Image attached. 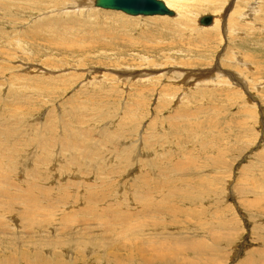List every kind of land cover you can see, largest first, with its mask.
<instances>
[{
  "label": "rangeland",
  "instance_id": "obj_1",
  "mask_svg": "<svg viewBox=\"0 0 264 264\" xmlns=\"http://www.w3.org/2000/svg\"><path fill=\"white\" fill-rule=\"evenodd\" d=\"M239 4L250 16L215 31L203 8L186 28L177 11L0 0V264H114L66 245L89 237L126 264L216 244L214 264L264 262V0L223 11Z\"/></svg>",
  "mask_w": 264,
  "mask_h": 264
},
{
  "label": "bare ground",
  "instance_id": "obj_2",
  "mask_svg": "<svg viewBox=\"0 0 264 264\" xmlns=\"http://www.w3.org/2000/svg\"><path fill=\"white\" fill-rule=\"evenodd\" d=\"M165 2H166V4L170 7V8H172L173 10H175V11H177V18L175 19V20H177V22L179 23H181V25L183 26V27H186V28H188V27H191V22L192 21H194V16L197 14L196 13V11L198 10V9H200V8H203V9H205V10H211V11H214V12H216V16H214L213 15V22H212V24H210V25H208V26H211V25H213V27L212 28H214V30L216 31H219V29L222 27V25H223V28H224V26H226V22H224V20H225V17H226V15H228V14H230L229 15V18H228V20H227V25L228 24H230V25H234V22H235V17H237L238 18V16H239V18H242V20L244 19V17H246V18H248L250 15L246 12V13H243L244 12V8L242 7V5H237V7H235V10H233L232 11V13H230V12H228L229 10H230V8H231V5L230 6H228L226 9V11L224 12L223 11V8H224V6H225V4L227 3V1L228 0H164ZM244 2H247L248 0H243ZM90 2V1H89ZM87 3V4H89L90 5V3ZM93 2H94V0H93ZM193 2H195V3H193ZM95 6V5H94ZM96 7V6H95ZM4 10H5V8H8V6H5V7H2ZM89 8V7H88ZM258 10V9H257ZM246 11V10H245ZM260 11V10H259ZM251 12V11H250ZM249 12V13H250ZM256 12V11H255ZM258 13V12H257ZM252 14V13H251ZM178 15H179V17H178ZM205 15V14H204ZM242 15V16H241ZM115 16L117 17V19H119V20H122V17H124V16H122L121 14H120V12H117V13H115ZM134 16V15H133ZM157 16H160V15H157ZM203 16V15H202ZM202 16H200L199 17V19L202 17ZM252 16V15H251ZM129 18H130V20L131 21H128V22H126V23H129V24H133V25H135L134 23H135V21H132V20H135L133 17H130V16H128ZM174 17H176V15L175 16H173L172 18H174ZM256 17V16H255ZM165 18H167V17H165ZM238 18V19H239ZM253 18V17H252ZM164 20H170V19H164ZM249 22V21H248ZM198 23H199V20H198ZM240 23H241V21H240ZM250 23H251V21H250ZM253 23H254V20H253ZM257 23V22H256ZM237 24H238V22H237ZM236 24V25H237ZM199 25L202 27V29H203V27H207V26H203V25H201L200 23H199ZM256 25V24H255ZM229 26V25H228ZM238 26H239V24H238ZM201 29V30H202ZM230 29V28H229ZM228 29V30H229ZM227 30V31H228ZM225 31V30H224ZM230 32H231V29H230ZM235 32V31H234ZM236 33V32H235ZM181 70V69H180ZM154 70H152V72H153ZM147 73V72H146ZM201 74V73H200ZM182 75H184V74H182ZM205 75V74H204ZM138 76V75H137ZM190 76V75H189ZM181 78V77H180ZM201 78H203V76L201 77ZM184 79V78H183ZM187 79V78H186ZM185 81V80H184ZM186 82V81H185ZM205 84V83H204ZM186 88V87H185ZM29 139V138H28ZM36 144V143H35ZM27 145V144H26ZM129 146H130V144H129ZM129 146H127V148L129 147ZM140 146V145H139ZM25 147H27V146H25ZM131 147V146H130ZM129 147V149H131ZM30 148V147H29ZM38 148V147H37ZM54 148V147H53ZM125 148V147H124ZM31 149V148H30ZM36 149V148H35ZM59 149V148H58ZM32 150V149H31ZM57 150V149H56ZM9 151V150H8ZM27 151V150H26ZM30 151V150H29ZM36 151H37V149H36ZM10 152V151H9ZM11 152H15L14 151V149H11ZM132 152V151H131ZM140 152V151H139ZM5 153V152H4ZM27 153V152H26ZM31 153V152H30ZM3 154V153H2ZM71 154V153H70ZM26 155V154H25ZM32 156V155H31ZM34 156V155H33ZM137 156V155H136ZM49 157V156H48ZM13 159V158H12ZM24 159V158H23ZM30 159V158H29ZM14 160V159H13ZM32 160V159H31ZM72 161V160H71ZM31 161H29V163H30ZM16 163V162H15ZM31 164V163H30ZM56 164V163H55ZM69 164H71V162L69 163ZM27 165V164H26ZM6 166H10V167H13V166H15V164H13V163H10L9 165L8 164H6ZM24 166V165H23ZM24 168H25V166H24ZM104 169V168H103ZM1 170V169H0ZM14 171V170H13ZM82 185V184H81ZM102 185V184H101ZM81 187H83V185L81 186ZM104 187V186H103ZM132 187V186H131ZM143 188V187H142ZM92 194V193H91ZM149 194V193H148ZM171 195V194H170ZM92 199V198H91ZM90 199V200H91ZM167 199V198H166ZM89 202H93L92 200L91 201H89ZM137 202V201H136ZM140 202V201H139ZM148 202V201H147ZM122 203V202H121ZM145 204H147V203H145ZM144 204V205H145ZM65 205V204H64ZM73 205V204H72ZM150 205V204H149ZM118 207V206H117ZM145 208H150V206H147V207H145ZM116 209V208H115ZM157 209V208H156ZM31 210V209H30ZM119 210V209H118ZM143 210V209H142ZM55 211H57V210H55ZM33 212H41V210L39 209V208H37L36 210H34ZM54 212V211H53ZM114 212H115V210H114ZM166 212H167V217H169V219H171V218H174V215H175V211H172V212H169V210L167 211L166 210ZM42 213H44V212H42ZM50 213V212H49ZM49 213H48V215H49ZM121 213V212H120ZM153 213V212H152ZM155 213H157V214H161V210H158L157 209V212H155ZM2 214V213H1ZM0 214V215H1ZM127 214H130V213H127ZM126 214V215H127ZM6 215V214H5ZM33 215V214H32ZM37 215V214H36ZM58 215V214H57ZM56 214L54 215V216H57ZM131 215V214H130ZM136 215V214H135ZM52 216V215H51ZM121 216V215H120ZM128 216V215H127ZM48 217V216H47ZM123 217V216H122ZM130 217H132V215L130 216ZM125 218V217H124ZM136 218V217H135ZM34 219H35V217H34ZM141 220V219H140ZM145 220V219H144ZM144 220H141V221H143L144 222ZM113 221V220H112ZM130 221H131V219H130ZM109 222V221H108ZM124 222V221H123ZM112 223V222H111ZM126 223V222H125ZM178 223V222H177ZM107 224V223H106ZM144 224H145V222H144ZM128 225H130V224H127V226ZM134 225V224H133ZM149 225H151V224H149ZM153 226H155V225H152V229L155 231V235H156V232L157 233H160V232H162L166 227L165 226H161L160 227V225H158V228L157 227H153ZM68 228V227H67ZM132 228V227H131ZM138 228V227H137ZM65 229H66V227H65ZM129 229H130V227H129ZM129 229H128V231H129ZM200 229V228H199ZM135 230V229H134ZM138 230V229H137ZM140 230V229H139ZM142 230V229H141ZM201 230V229H200ZM116 231V230H115ZM132 231V230H131ZM153 231V232H154ZM202 231V230H201ZM69 232V231H68ZM124 232V231H123ZM136 232V231H135ZM125 233V232H124ZM123 233V234H124ZM129 233V232H128ZM202 233H206V231L205 230H203L202 231ZM122 233H121V235H123ZM133 234H135L134 233V231H133ZM115 235V234H114ZM125 235V234H124ZM129 235H130V233H129ZM136 235H137V233H136ZM142 235V234H141ZM166 235V234H165ZM170 235V234H169ZM204 235V234H203ZM82 236H84V235H81V237ZM91 236V235H90ZM127 236V235H126ZM140 236V235H139ZM146 236V235H145ZM209 236H214L213 234H210ZM208 236V237H209ZM217 236V235H216ZM52 237V236H51ZM130 237V236H129ZM133 237H134V235H133ZM138 237V236H137ZM141 237V236H140ZM170 237V236H169ZM218 237V236H217ZM54 238V237H53ZM67 238V237H66ZM132 238V237H131ZM130 238V239H131ZM136 238V237H135ZM139 238V237H138ZM88 239V238H87ZM153 239V238H152ZM157 239V238H156ZM161 239V238H160ZM159 239V240H160ZM219 238H217V240H218ZM221 239V238H220ZM62 240V239H61ZM82 240H84V242H82ZM115 240V239H114ZM129 240V239H128ZM135 240V239H134ZM66 240H64V242H65ZM74 241V240H73ZM111 241V240H110ZM118 241V240H117ZM214 241H216V240H214ZM49 242V241H48ZM68 242V241H67ZM66 242V243H67ZM113 243V244H112ZM119 244H120V241L118 242ZM137 243V242H136ZM141 243V242H140ZM54 244H56L57 246L58 245H62L63 243H60L59 241H57L56 243H53V245ZM114 244H115V246H116V243H114V242H109V241H106V240H104V239H101V238H98V237H89V239L88 240H86L85 238L84 239H80V240H78V239H76V242H71V243H68V244H66V245H70L69 247H70V251H73L74 249H77V250H81V251H83V252H85V253H83V255L81 254V256L83 257V259L84 260H91L93 263H95L93 260H95V259H97L98 261H101L102 262V260H103V262L105 261V263L106 262H109V263H111V262H114V264H126V262L125 261H127V260H129L130 259V256H129V254H128V256L126 257V258H124V257H121V256H119L117 253H116V251H114L115 250V248H114ZM121 244H122V242H121ZM143 244V243H142ZM153 244V243H152ZM164 244V243H163ZM166 244V243H165ZM195 244V243H194ZM64 245V244H63ZM126 245V244H125ZM131 245V244H130ZM140 245V244H139ZM155 245V244H154ZM197 245V244H196ZM65 246V245H64ZM163 246V245H162ZM202 246H204V247H206L204 250L203 249H195L194 250V255H195V258H196V260L194 261V264H198V263H201V264H214L213 262H212V260H210V258H206L205 257V255H210V254H212L213 253V250L215 251V249L217 248V246H218V244H216L215 245V249H214V247H212V246H210V245H208V246H205V245H202ZM61 247V246H60ZM107 247H109V248H107ZM118 247V246H117ZM120 247V246H119ZM135 247H137V246H135ZM153 247V246H152ZM160 247V246H159ZM168 247H169V245H168ZM199 247H200V244H199ZM154 248V247H153ZM163 248V247H162ZM165 248V247H164ZM188 248L189 247H187V248H184V250H185V254H187L188 255V252H187V250H188ZM100 249H102V250H104V252H102V251H99ZM154 249H156V251L159 249H157L156 248V246H155V248ZM108 250H111V251H108ZM118 250V249H117ZM121 251H122V249H120ZM137 250V249H136ZM181 250V249H180ZM180 250L179 249H177V251H179V253H180ZM69 251V252H70ZM120 251V252H121ZM135 251V250H134ZM133 251V252H134ZM138 251V250H137ZM145 251V250H144ZM143 250H142V254H141V260L143 261V262H145V264H153L154 262H160V260L162 261V263L163 264H171V263H177V264H180V262L181 261H176V260H173L170 256H168V255H170V254H168V255H156V256H151V255H149L148 256V251H146L147 253H145ZM111 252H112V254H111ZM117 252H119V251H117ZM162 252V251H161ZM172 252V251H171ZM174 252H176L175 250H174ZM81 253V252H80ZM128 253V252H127ZM150 253V252H149ZM157 253V252H156ZM155 253V254H156ZM178 253V252H177ZM119 254H121V253H119ZM139 254V253H138ZM154 254V253H153ZM185 254H184V257H185ZM73 255V254H72ZM136 255V254H135ZM147 255V256H146ZM6 256V255H5ZM101 256H102V258H101ZM126 256V255H125ZM192 256V255H191ZM133 257V256H132ZM131 257V258H132ZM5 258V257H4ZM177 259V258H176ZM7 260H8V258H7ZM106 260H109V261H106ZM169 260H171V261H169ZM180 260V259H179ZM22 261H24L25 262V264H29V263H31L32 261L34 262L35 261V259L34 260H31V259H29L28 257H26V256H23V260ZM191 261V260H190ZM87 262H89V261H87ZM131 262V261H130ZM19 263V262H18ZM128 263V262H127ZM181 263H183V262H181ZM185 263H188V261H186ZM190 263V262H189ZM247 263H249V262H247ZM113 264V263H112ZM190 264H192V263H190ZM257 264H264V262H258Z\"/></svg>",
  "mask_w": 264,
  "mask_h": 264
},
{
  "label": "water",
  "instance_id": "obj_3",
  "mask_svg": "<svg viewBox=\"0 0 264 264\" xmlns=\"http://www.w3.org/2000/svg\"><path fill=\"white\" fill-rule=\"evenodd\" d=\"M98 8L122 11L134 16H175L176 12L164 0H94ZM213 22L212 14H205L199 23L208 26Z\"/></svg>",
  "mask_w": 264,
  "mask_h": 264
}]
</instances>
